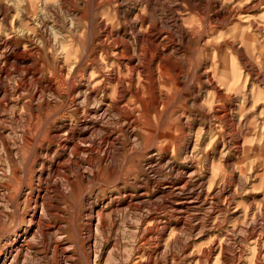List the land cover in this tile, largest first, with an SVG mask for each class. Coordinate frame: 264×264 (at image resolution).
Listing matches in <instances>:
<instances>
[{"label": "rangeland", "instance_id": "374dc122", "mask_svg": "<svg viewBox=\"0 0 264 264\" xmlns=\"http://www.w3.org/2000/svg\"><path fill=\"white\" fill-rule=\"evenodd\" d=\"M128 59L149 89L171 68L184 85L160 115L153 93H140L142 105L130 97L136 139L119 131L117 119L93 133L104 153L90 136L76 137L88 149L80 153L85 176L54 189L73 168L33 173L34 147L51 120L52 134L75 126L72 112L88 103L72 89L88 75L102 80L99 100L120 101L105 77L127 73ZM235 74L236 81L221 82ZM207 75L203 87L199 78ZM215 87L222 103L214 102ZM29 104L21 124L13 113ZM38 109L26 154L21 127H30ZM107 130L113 149L101 140ZM67 147L65 159L75 151ZM88 156L100 157L95 169ZM48 204L50 216L42 211ZM38 224L48 226L47 242ZM263 226L264 0H0V264H139L150 253L157 264H258ZM58 246L67 250L62 259Z\"/></svg>", "mask_w": 264, "mask_h": 264}, {"label": "bare ground", "instance_id": "6f19581e", "mask_svg": "<svg viewBox=\"0 0 264 264\" xmlns=\"http://www.w3.org/2000/svg\"><path fill=\"white\" fill-rule=\"evenodd\" d=\"M219 12V10H218ZM245 15V14H244ZM188 31V30H187ZM7 45V44H6ZM12 45V44H11ZM10 48V46H9ZM24 49V48H23ZM12 50V49H11ZM25 50V49H24ZM10 51V50H9ZM11 52V51H10ZM16 52V51H15ZM66 52V51H65ZM122 55V54H121ZM124 55V54H123ZM10 56V59H12V57H16L15 54H9ZM29 54L27 53H24L23 55H19L20 58H26L28 57L29 58ZM18 59V58H17ZM65 59V62H67L66 58ZM23 60V59H21ZM126 60V59H125ZM81 62V61H80ZM79 62V63H80ZM124 67L126 68L127 70V73L125 74H114V73H111L109 74L108 78L105 77L109 82L113 83V90L115 92L118 93V95L120 94V101H114V99H112V97L110 95H106V97L108 98V102H109V105L105 104L106 102L105 101H102V100H99L97 98V95H98V87H100L101 85V78L99 77H94V74L92 75H88V79L85 80L81 86H79V88L77 89H72L73 93H77V98L80 97V95H82L84 97V100H86V102L88 103V105H86L84 108H82V104H77L76 105V108L74 110V112H72V118H70V121L71 123H75V126L71 125L69 127H66L67 131L65 132V134H63V130L61 128H58L57 131H55L53 134L50 133V130H51V123H52V120L49 124V126L47 127V130L45 132V136L42 137L41 140H39L40 142L37 144L35 148V152H33L34 154V160L32 161V164H31V167L33 168V173L35 172V169H40V171L43 173L45 170H48L50 171L51 168L50 166L52 167L53 169V173H54V176L55 175H63L62 174V170L64 169L65 170V166H69L72 169V174L67 175L64 174L62 177L65 178L64 182L63 181H59V182H56L53 184V188L56 189V188H61L63 189L64 186H71L75 183L74 181V176L75 177H84L85 174L81 168V165L82 163H84L85 161V158H84V155L81 157L80 156V153L82 154H87L88 153V149L86 148H82L81 145L77 142H75V138L78 137V138H81L82 137H89L88 139H90V143L93 144L96 148L95 150H97V152H102L103 153L105 152V150L103 149L105 147L101 146L100 147V144L98 141H96L93 137V133L96 132V130L98 129H101L103 130V126L102 124H105V123H113L114 120H118V123L120 125V132L121 133H124V135H128L129 137H133L134 136V139L135 136H137L134 127L132 129L131 127V123H132V119L136 120V116L134 115V113L132 112L133 110L130 109V101H132V98H130L131 96L134 98V100H136L139 104H143V101L140 97V93L143 95L145 94H152L154 95L155 97V100H156V103H155V107H154V112L156 115H160L161 113H163V109H166L169 104L168 102L166 101V98H168L170 96V94L172 93L173 89L176 90V91H180V88L182 85H184L183 83H180L179 82V79L177 77V75H171V73H175L174 71V68H171V70H169L168 68V74L163 77L160 76V78L158 77L157 79L156 78H153L150 83L152 84V88L149 89L148 88V85L144 82V78H142L141 76L142 75H139L137 77H135L133 75L132 72L140 69L141 67L139 65H135L131 62V59H128L127 60V66L124 65ZM65 68V67H64ZM75 70H76V66H73L71 67L70 69L67 70V74H68V77H71L73 78L74 77V74H75ZM117 70V69H116ZM28 71H30V69H28ZM114 71V70H113ZM139 72H141L140 70H138ZM208 72V71H207ZM207 74V73H206ZM79 75V74H78ZM228 75V74H227ZM226 75V76H227ZM83 76V75H82ZM36 77V76H35ZM201 81H203L202 85L203 87H207L209 84H210V80H209V77L207 75V77H205V79L203 77L199 78ZM57 80V79H56ZM60 80V79H59ZM73 80V79H72ZM194 80V79H193ZM222 83L223 81L227 82V84L230 82H234L237 80V75H233L232 77L230 78H222L221 79ZM50 85L54 87V84L51 80H48ZM63 82V81H62ZM69 82H70V79H69ZM193 82L194 81H191L189 82L188 84L193 87ZM199 82V81H198ZM66 83V82H65ZM71 83V82H70ZM60 84V83H59ZM78 84V83H77ZM198 84V83H197ZM224 84V83H223ZM45 85V84H44ZM58 85V84H57ZM66 85V84H65ZM30 86V85H29ZM188 86V85H187ZM211 86V85H210ZM61 87V86H60ZM38 88V87H37ZM52 89V87H50ZM70 89V87H69ZM183 89V88H182ZM38 91V90H37ZM214 91V102L216 103H222L224 98H226V96H224V94L222 93L221 89H219L218 87H215L213 89ZM52 92V91H51ZM29 93V92H28ZM44 93V92H43ZM72 93V92H71ZM198 93V92H197ZM35 96L40 94L41 95V91H39L38 93L37 92H34ZM48 94V93H47ZM109 94V93H107ZM128 97L127 99H123L124 97ZM76 97V95H75ZM95 98V101L97 102L96 106H92L91 104V100L92 98ZM36 98V97H35ZM38 98V97H37ZM36 98V99H37ZM58 98V97H57ZM170 98V97H169ZM61 99V98H60ZM208 100V99H207ZM229 100V99H228ZM93 102V100H92ZM105 102V103H104ZM194 102V101H193ZM176 103V102H175ZM203 103V101L201 102ZM85 104V103H84ZM172 104V103H171ZM196 104V103H195ZM204 104V103H203ZM112 105H115L117 106L118 108V111L114 110L112 108ZM162 105L161 107L163 108L162 110L159 109V106ZM217 105V104H216ZM30 104L29 105H26L23 107V110L20 112V113H13V117H17L18 120H19V123H23L24 122V115L25 113H30L31 110L30 109ZM176 106V105H175ZM38 107V106H37ZM133 107V106H132ZM174 107V105L172 106ZM226 108V107H225ZM160 110V111H159ZM171 109L168 110V113H172L173 114V111H170ZM208 110V109H207ZM163 111V112H162ZM211 111V110H210ZM14 112V111H13ZM37 113V114H36ZM36 113L34 112V114L31 115V118H32V121H31V125L29 128L27 127H21L24 131V134H25V140H24V146L26 145V154H27V151L30 149V146H31V140H30V136L32 135V126H33V122H34V119H38L40 118V110L38 109V111L36 110ZM111 113H114V117L111 116ZM171 114V116H173ZM175 114V113H174ZM113 115V114H112ZM164 116V115H163ZM176 116V115H175ZM183 117V116H182ZM26 118V117H25ZM182 119V118H181ZM67 120V119H66ZM65 120V121H66ZM183 120V119H182ZM187 120V119H186ZM225 120V119H224ZM189 122V120H188ZM66 123V122H65ZM186 123V122H184ZM47 124V125H48ZM70 124V123H69ZM136 128V127H135ZM178 129V128H177ZM183 130V128H182ZM62 133V134H61ZM97 133V132H96ZM99 133V132H98ZM102 134V133H101ZM171 135V132L169 133ZM96 135V134H95ZM101 136V135H100ZM114 133L112 131H105V133L103 134L102 136V142L106 145H109L110 149H113V145L111 143L112 140H114ZM97 138V137H96ZM68 145H72L75 147V151L74 153H72L71 157H68L67 159H65L64 155H62V153H64V151L68 148L67 146ZM4 147L7 149V153L9 157H13L12 155V150L10 148V146L8 145V143H4ZM20 147V146H19ZM19 147H17V149H20ZM100 148H102L103 150H101ZM71 149V148H70ZM15 150V149H14ZM16 152V151H15ZM20 152V151H19ZM69 153V152H68ZM20 154V153H19ZM18 154V156H19ZM16 156V155H15ZM61 157V158H60ZM88 161H89V164L94 168L98 163L99 161V158L100 157H92V156H88L87 157ZM14 160V158H13ZM31 160V159H30ZM104 160V159H103ZM168 160V159H167ZM14 163V161H12ZM21 164H24V161H20ZM101 162V161H100ZM15 163H16V160H15ZM166 166V165H165ZM27 167V166H26ZM90 168V167H89ZM68 169V168H67ZM92 169V168H91ZM95 169V168H94ZM93 170V169H92ZM39 171V170H38ZM95 171V170H94ZM146 171V170H145ZM13 177L15 178V180L18 179V174H19V171L17 168L14 169L13 171ZM52 172H49V174L47 175V178L45 179V182L46 184H50L51 183V179L54 177H52ZM90 172V171H89ZM191 172V171H190ZM92 173V172H91ZM195 173V172H194ZM21 174H23V172H21ZM93 174V173H92ZM46 176V175H45ZM61 177V176H60ZM43 179V177H42ZM90 178L88 177V180ZM80 180V179H79ZM222 180V179H221ZM32 182V181H31ZM31 182L29 183L30 187L32 188V185H31ZM79 182V181H78ZM201 182V180H200ZM136 183V182H135ZM203 183V182H202ZM77 184V182H76ZM79 186V185H78ZM138 186V185H137ZM72 187V186H71ZM208 187V186H207ZM51 188V189H53ZM73 189V188H71ZM65 190V189H63ZM68 190V188H67ZM66 190V191H67ZM201 191V190H200ZM49 192V191H47ZM140 192V191H139ZM65 193V192H64ZM137 194V193H136ZM125 196V194H124ZM128 197V196H127ZM131 197V196H130ZM66 198V197H65ZM129 200V198H128ZM130 201H131V198H130ZM37 202V201H36ZM128 202V201H127ZM47 204V203H46ZM89 206V205H88ZM42 207V206H41ZM90 207H91V204H90ZM89 208V207H88ZM94 208V207H93ZM52 206L51 205H46V206H43L42 207V211L43 213H45L46 215L50 216V215H53L52 214ZM91 209V208H90ZM95 209V208H94ZM93 209V210H94ZM37 210V209H36ZM93 210H92V216H93ZM104 209H102L103 211ZM114 210V209H113ZM35 211V210H34ZM91 211V210H89ZM95 211V210H94ZM101 211V210H100ZM112 211V210H111ZM115 212V211H114ZM31 214V213H30ZM97 214V213H96ZM108 214V213H107ZM106 214V216H107ZM91 215V214H90ZM111 215V214H110ZM109 215V216H110ZM35 216V214L33 215ZM89 216V215H88ZM102 213L98 214L97 217L99 219H101L102 217ZM47 217V216H46ZM112 217V216H110ZM92 218V217H90ZM94 218V217H93ZM41 218L39 217V220ZM38 220V221H39ZM91 220V219H90ZM33 222V221H32ZM36 222V221H35ZM34 222V223H35ZM45 222V221H44ZM99 222V221H98ZM254 223V220L251 224ZM258 223V222H257ZM255 224V223H254ZM89 225V224H88ZM34 226V225H33ZM152 226V225H151ZM158 226V225H157ZM254 226V225H253ZM36 227V225H35ZM43 226L41 224H38V228H39V234H40V237L42 238H45L46 242L48 241V235H49V232H48V226L44 228H42ZM90 228H91V225H90ZM161 228V226H160ZM264 228V226H263ZM32 229V228H31ZM103 229V228H102ZM253 229V228H252ZM256 229V228H255ZM16 230V229H15ZM37 230V229H36ZM104 230V229H103ZM58 231V230H57ZM145 231H148V230H145ZM152 231V230H151ZM256 231V230H255ZM15 233V232H14ZM153 233V232H152ZM18 234V233H17ZM57 234V233H55ZM34 235V234H33ZM36 235L38 234H35L34 238L37 237ZM51 236L53 235L52 233L50 234ZM148 235V234H147ZM151 236V235H150ZM155 236V235H154ZM23 237V236H22ZM54 237L56 236H53V239H55ZM159 237V236H158ZM52 238V237H50ZM58 238V237H57ZM38 239V238H37ZM52 239V241H54ZM90 239V238H89ZM60 240V239H59ZM8 241V240H7ZM259 242V241H258ZM22 243V242H21ZM25 243V242H23ZM29 243V242H27ZM7 245V244H6ZM19 245V244H18ZM50 245V244H49ZM62 245V244H61ZM60 245V246H61ZM16 246V245H15ZM57 246V245H56ZM58 246V247H60ZM11 247V246H10ZM26 247V245H25ZM13 248V247H12ZM61 248V247H60ZM14 250V249H13ZM21 250V249H19ZM2 251V250H1ZM17 250H15L16 252ZM58 251V250H57ZM4 252V251H3ZM21 252V251H20ZM24 252V251H23ZM61 255L58 254V256L60 257L61 256V259L62 257L66 254L67 250L66 249H62L59 251ZM5 253V252H4ZM14 253V252H13ZM57 253V252H56ZM159 253V252H158ZM10 254V253H9ZM12 254V253H11ZM156 254V253H155ZM262 254V252H261ZM20 255V254H19ZM244 255V254H243ZM18 256V255H16ZM1 257V256H0ZM58 257V258H59ZM14 258V257H13ZM17 258V257H15ZM244 258V257H243ZM156 259V258H155ZM260 259V258H259ZM7 260V259H6ZM13 260V259H12ZM15 260V259H14ZM60 260V259H59ZM11 261V260H10ZM61 261V260H60ZM147 262L144 261V259L141 261V263L139 264H157L156 262H154V254L153 253H150L148 254V257H147ZM158 261H159V258H158ZM59 262V261H58ZM62 262V261H61ZM67 262V261H66ZM208 262V261H207ZM243 262V261H242ZM259 262V261H258ZM60 263V262H59ZM4 264H8V261H5ZM62 264V263H60ZM198 264V262H197ZM258 264H264V260L263 262H260Z\"/></svg>", "mask_w": 264, "mask_h": 264}]
</instances>
